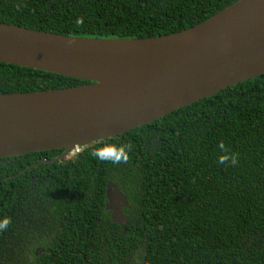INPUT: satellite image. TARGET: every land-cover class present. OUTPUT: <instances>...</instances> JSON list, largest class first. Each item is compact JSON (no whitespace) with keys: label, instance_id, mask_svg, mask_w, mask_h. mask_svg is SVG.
I'll use <instances>...</instances> for the list:
<instances>
[{"label":"trees","instance_id":"1","mask_svg":"<svg viewBox=\"0 0 264 264\" xmlns=\"http://www.w3.org/2000/svg\"><path fill=\"white\" fill-rule=\"evenodd\" d=\"M234 1L0 0V21L147 37L187 28ZM85 83L0 62V93ZM108 146L124 148L127 160L91 155ZM62 151L0 158V219L9 220L0 229V264H264V73L42 162ZM221 156L229 159L221 164ZM107 182L127 196L125 223L105 209Z\"/></svg>","mask_w":264,"mask_h":264},{"label":"water","instance_id":"2","mask_svg":"<svg viewBox=\"0 0 264 264\" xmlns=\"http://www.w3.org/2000/svg\"><path fill=\"white\" fill-rule=\"evenodd\" d=\"M0 62L88 81L0 93V158L61 148L42 162L62 159L75 146L264 73V0H236L187 28L147 37L65 35L0 21ZM128 207L124 191L107 182L111 221L125 223Z\"/></svg>","mask_w":264,"mask_h":264},{"label":"clouds","instance_id":"3","mask_svg":"<svg viewBox=\"0 0 264 264\" xmlns=\"http://www.w3.org/2000/svg\"><path fill=\"white\" fill-rule=\"evenodd\" d=\"M221 147L223 146L221 145ZM91 155L101 162H111L112 164H119L120 162L127 160V152L124 148L116 149L111 146L103 149H96L92 151ZM228 159V156H221L219 158V163L223 164ZM231 162L233 164L236 162L235 157L231 158ZM8 224L9 220L7 218L0 219V229L7 228Z\"/></svg>","mask_w":264,"mask_h":264},{"label":"flooded vegetation","instance_id":"4","mask_svg":"<svg viewBox=\"0 0 264 264\" xmlns=\"http://www.w3.org/2000/svg\"><path fill=\"white\" fill-rule=\"evenodd\" d=\"M55 160H61V159H55ZM1 162H2V160L0 159V164H1ZM38 162H39V161H38ZM36 163H37V162H36ZM39 163H40V162H39ZM30 165H32L31 167H33V166H35V163L27 165L26 167H24V170H25L26 168H31V167H29ZM115 224H116V223H115ZM26 233H27L28 235L33 236V235L39 233V227H37L36 225L28 226V228H27V230H26Z\"/></svg>","mask_w":264,"mask_h":264},{"label":"built area","instance_id":"5","mask_svg":"<svg viewBox=\"0 0 264 264\" xmlns=\"http://www.w3.org/2000/svg\"><path fill=\"white\" fill-rule=\"evenodd\" d=\"M81 146H75L74 147V153H77L78 151H80Z\"/></svg>","mask_w":264,"mask_h":264}]
</instances>
